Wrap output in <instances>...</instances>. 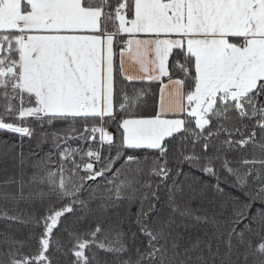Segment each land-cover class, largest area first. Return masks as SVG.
<instances>
[{"label": "snow or ice", "instance_id": "snow-or-ice-1", "mask_svg": "<svg viewBox=\"0 0 264 264\" xmlns=\"http://www.w3.org/2000/svg\"><path fill=\"white\" fill-rule=\"evenodd\" d=\"M117 76L160 82L155 113L132 114L145 93ZM77 121L79 136L56 128L75 132ZM0 132L54 149L0 150V171L20 175L2 183L49 200L40 216L0 208V219L42 229L28 252L0 232V264H61L58 253L64 264H108L96 250L114 264H264V0H0ZM69 139L100 148L63 147ZM98 178L102 189L88 184ZM123 200L136 211L109 214ZM93 201L95 221L63 225Z\"/></svg>", "mask_w": 264, "mask_h": 264}, {"label": "trees", "instance_id": "trees-1", "mask_svg": "<svg viewBox=\"0 0 264 264\" xmlns=\"http://www.w3.org/2000/svg\"><path fill=\"white\" fill-rule=\"evenodd\" d=\"M118 63V61H117ZM165 81H167V78H165ZM117 85H122L124 91L128 92L129 94L132 93L133 89H136L137 91L143 90L144 96L142 98V102L135 106V108L132 110V114L138 115V116H147L152 115L157 110V103L159 99V93L161 89V83L158 81H146V80H134V81H127L123 80L121 77L117 76ZM121 102L120 96L117 95L114 98V104L117 106ZM72 122H61L56 125V128L61 131V134H63L65 131L68 132L70 136H79L81 131V124L79 121L75 123V132L69 131L71 127ZM108 130L113 132L114 134L117 132V124L114 122L109 127ZM98 135V134H97ZM8 144H15L17 145L16 151H20L19 145L23 146V152L27 156L32 151H37L40 153L41 156H43L45 153L49 152L53 149V144L51 141L48 143H44L37 146V139L32 138L29 139L27 137H20L18 134H12V133H2L0 132V150H3ZM63 147H69V148H80L82 151H87L89 148L92 150H97L100 148L99 142L97 141H89L84 142L81 139H69L66 144L62 145ZM116 146H118V135H117V142ZM109 146L104 145L102 151V155H107L109 152ZM113 154L115 149H112ZM150 153L147 151H141L138 153V155L141 156L143 159L144 156L149 155ZM152 155H155V153H152ZM58 157L56 155L53 156V159L56 160ZM27 175L25 176V180H27V177L31 175V168L29 166H26L25 169ZM83 174V173H81ZM8 177H15L17 180L20 179L19 175V168L13 167L11 164L8 165L7 171H0V191H7L12 193L14 196L18 197V201L13 200H2L0 199V208H2L5 211L9 212V215L16 214V212L27 215L35 214L36 216H40L43 214L45 207L49 203V200L45 198L44 200H41L37 196H35V192L37 189L35 187H28L26 186L24 188V198L19 199V189L18 185H4L2 182L7 179ZM180 179H183V177H180ZM204 180L210 182V178L203 177ZM89 185L92 186V188H95L97 184L100 185L101 189L103 188V181L101 178H98L97 182L94 183L92 181L88 182ZM46 190V189H45ZM32 193V195H30ZM88 193L85 192L83 194V198L87 199ZM99 201H93L91 203V211L85 212L84 210L80 208H74L73 213L66 214V218H63V225L67 226L69 229L72 227L76 228H85L89 224H91L93 221H95L96 216L99 214L97 209L99 207ZM130 207L131 212H135L138 204H133L129 206L127 200H123L118 202V206L116 208L109 207L108 212L111 213H119L122 217L124 216L126 210H128ZM86 216V220L80 219V217ZM42 229L40 228H34L31 224H22L15 221H9L7 219H0V232H8L10 234H14L15 237L19 240L26 241L25 246V252L29 251V246L32 247V250L35 249L36 243L34 240L29 239V236L31 233H40ZM133 231L135 229L133 228ZM189 232L194 237L197 234H199V230L196 228H189ZM187 235V234H186ZM55 239L60 240L62 243L65 242L66 239V232L64 231V228L61 227L58 231L54 232ZM142 239V237H141ZM97 251L98 257L102 261H108V264H114L113 257L109 253H104L103 251ZM57 256L61 260V264H64V258L63 256H60L58 253ZM133 258H135V253L133 252Z\"/></svg>", "mask_w": 264, "mask_h": 264}, {"label": "crops", "instance_id": "crops-1", "mask_svg": "<svg viewBox=\"0 0 264 264\" xmlns=\"http://www.w3.org/2000/svg\"><path fill=\"white\" fill-rule=\"evenodd\" d=\"M125 68L127 70V74L129 75H133V76H140L142 75L139 70H138V66L131 63L130 61L128 60H125ZM140 80V79H138ZM165 83H167V81H164ZM162 87V85H161ZM159 97H160V93H159ZM158 102H159V99H158ZM157 107H158V103H157ZM110 131V130H109Z\"/></svg>", "mask_w": 264, "mask_h": 264}]
</instances>
